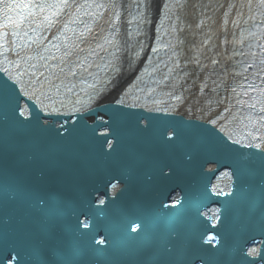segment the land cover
<instances>
[{
    "label": "water",
    "instance_id": "95a60500",
    "mask_svg": "<svg viewBox=\"0 0 264 264\" xmlns=\"http://www.w3.org/2000/svg\"><path fill=\"white\" fill-rule=\"evenodd\" d=\"M32 108L0 70V264H264L262 151L113 104L73 118L35 111L50 128L19 116ZM218 219L219 243L203 244Z\"/></svg>",
    "mask_w": 264,
    "mask_h": 264
},
{
    "label": "snow or ice",
    "instance_id": "6c2138e0",
    "mask_svg": "<svg viewBox=\"0 0 264 264\" xmlns=\"http://www.w3.org/2000/svg\"><path fill=\"white\" fill-rule=\"evenodd\" d=\"M67 2H68V0H64V5L63 6H66ZM259 3H260L261 7H264V0H259ZM17 7H23V5L9 4L8 0H4L5 19L11 21L13 19V17L8 15V13L14 11V9L17 8ZM54 7H55V5H54ZM99 7H103V5H99ZM166 7H171V5H167ZM7 87L12 88L13 92L15 91V89L11 85H7ZM249 87H251V85H249ZM25 95H27V93H25ZM110 98L111 97H102L101 100H100V103L103 104L104 101H106V100H108ZM177 98L179 99V97H177ZM28 99L31 100L32 96H28ZM40 103H43V102L40 101ZM121 103H123V102L121 101ZM16 107L18 109H20V107H21L20 106V102H19V94L18 93L16 94ZM260 110L262 112H264V108H261ZM41 111H43V108H41ZM49 115L51 116V113ZM19 116L24 117L25 121H31V120L39 121L40 122V126L42 128H50L48 126V119H46L44 117H41L39 115V113H37L35 111H33L31 115L25 116L24 112L19 110ZM88 118L92 119L93 117H88ZM147 126H148L147 124L144 125V127H147ZM61 127H63V125H61ZM57 130H59V129H57ZM220 131H224V129L221 128ZM108 136L109 135L107 133H105V132H100L99 133V137H101V138H107ZM168 139L169 140L172 139L171 135H169ZM262 139H264V137H262ZM113 141H115V140H108L107 144L105 145V146H107V150L112 151L114 149ZM232 143L236 144V143H239V141L233 140ZM248 146L251 147V145H248ZM256 147L260 148V145L257 144ZM222 162H228V161H222ZM166 175H167V173H166ZM111 187L112 188H116V184H112ZM124 187H125V185H124ZM123 190H124V188L121 190V192ZM220 195H228V194L221 192ZM116 198L117 197H114L113 200H115ZM183 199H184V197L178 198V199H176L174 204L164 205L163 208L164 209H177L178 207H181V202H182ZM161 203L163 204V202H161ZM43 204L46 207L47 206V201L46 200L43 201ZM99 204L100 205H105V201L104 200H100ZM162 211H163V209H162ZM214 215H215V213H214ZM5 223H7V221H5ZM80 223L82 224L83 229L91 230V226L87 222V220L80 221ZM222 227L223 226L221 225V220L220 219L216 220L212 224V227L210 229L207 227V225H205V233H209V232H211V229H215L216 230V234H214V235L207 234L206 239L203 240V244L212 245L213 247H215V245L217 243H219L218 235L221 233V228ZM131 231L134 232V233H137L139 235L141 233V231H142V227H132ZM78 234L82 235V233H78ZM95 244H97V245H105V239H99V240L97 239V240H95ZM249 255H251V253H249Z\"/></svg>",
    "mask_w": 264,
    "mask_h": 264
},
{
    "label": "bare ground",
    "instance_id": "6f19581e",
    "mask_svg": "<svg viewBox=\"0 0 264 264\" xmlns=\"http://www.w3.org/2000/svg\"><path fill=\"white\" fill-rule=\"evenodd\" d=\"M187 13L189 14V15L187 16V17H188V20L192 19V15H193V13L197 14V12H195V9L192 8V7L187 11ZM192 22H195V20H192ZM187 34H189V32H188ZM193 39H194V37H192L191 41H193ZM187 41H188V43H190L189 37H187ZM124 83H125V81H124V82H119L118 85H117V87H116L114 90H112L111 93H109V94L107 95V96L111 97L110 99L104 101L103 104H101L100 101H99V103L97 104V106H96L95 109H94V110H95L94 113L97 112V111H101V109H104V108L107 107L108 105L112 104V103H113V99L115 98V96L117 95V93L120 94V93L123 92V91H121V89L123 88V84H124ZM125 88H126V87H125ZM125 88H124V89H125ZM113 92H116V93L113 95ZM107 96H106V97H107ZM113 105H114V104H113Z\"/></svg>",
    "mask_w": 264,
    "mask_h": 264
}]
</instances>
